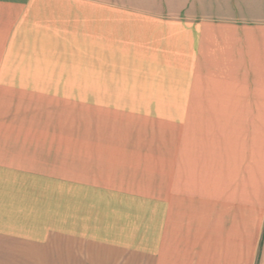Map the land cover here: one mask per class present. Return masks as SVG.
<instances>
[{"label":"crops","instance_id":"obj_1","mask_svg":"<svg viewBox=\"0 0 264 264\" xmlns=\"http://www.w3.org/2000/svg\"><path fill=\"white\" fill-rule=\"evenodd\" d=\"M0 264H264V0H0Z\"/></svg>","mask_w":264,"mask_h":264},{"label":"rangeland","instance_id":"obj_2","mask_svg":"<svg viewBox=\"0 0 264 264\" xmlns=\"http://www.w3.org/2000/svg\"><path fill=\"white\" fill-rule=\"evenodd\" d=\"M135 80L139 81L140 78L139 79H134V78L128 79V81H130L131 83ZM100 81H101L102 86L110 85L109 79H100ZM115 81H116L117 86H118V84H124V82H125V80L121 79V78H117V79H115ZM140 81H142V80H140ZM156 84H157V81H156L155 85ZM92 96H93V98L97 97L98 100L101 101V104H107V105H101L102 107H106V110H100V111H96V112L95 111L92 112L90 110L84 111V114H85L84 115V124H85V128H86V132H88L87 129H90V130L94 129V133H109V132H111L113 125H115L114 126L115 128L117 125V129H116L115 133H122V134L126 133V129L130 130V131H128L129 133L130 132L131 133H138L139 135L141 133H147L145 131H142L140 126L142 125V128H143V125L148 122L147 117L145 119H143L141 117V114H147L148 111H139V110H133L131 112L127 111V113L130 112V114H132V115L127 116L126 119H124V117H123L124 115L122 117L117 116V118L111 117L112 115L110 116L109 110H107V108L109 107L108 105L111 102H118V103L130 102L129 99H131L133 101H139V97H140L139 95H134V94L133 95H124L122 93H101V94L90 95V102H92V99H93ZM154 112L156 113V111H154ZM155 113H153V114L155 115ZM167 115L169 117H167ZM170 115H171V111H160V118H164V124H161V126L159 128H152V129H154V131H152V133L153 132L156 134H157V132L159 134L160 133H164V134L165 133H171L172 132V123H171ZM109 128H110V130H109ZM144 128H145V126H144ZM148 133L150 134L151 132L149 131Z\"/></svg>","mask_w":264,"mask_h":264}]
</instances>
